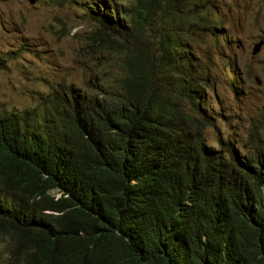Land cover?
I'll use <instances>...</instances> for the list:
<instances>
[{
    "label": "trees",
    "instance_id": "obj_1",
    "mask_svg": "<svg viewBox=\"0 0 264 264\" xmlns=\"http://www.w3.org/2000/svg\"><path fill=\"white\" fill-rule=\"evenodd\" d=\"M88 6L91 53L109 62L96 84L66 86L43 112L0 109V234L13 260L264 264V141L238 153L204 135L214 80L194 48L226 22L220 6Z\"/></svg>",
    "mask_w": 264,
    "mask_h": 264
},
{
    "label": "rangeland",
    "instance_id": "obj_2",
    "mask_svg": "<svg viewBox=\"0 0 264 264\" xmlns=\"http://www.w3.org/2000/svg\"><path fill=\"white\" fill-rule=\"evenodd\" d=\"M93 1L0 0V109L43 112L66 86L85 91L96 84L109 62L104 54L91 53ZM215 3L226 22L194 48L209 62L214 80L215 98L208 105L217 116L204 135L212 146L219 138L230 139L244 153L251 138L264 141V0ZM220 34L228 38L218 39ZM10 249L9 238L0 234V264H16Z\"/></svg>",
    "mask_w": 264,
    "mask_h": 264
},
{
    "label": "water",
    "instance_id": "obj_3",
    "mask_svg": "<svg viewBox=\"0 0 264 264\" xmlns=\"http://www.w3.org/2000/svg\"><path fill=\"white\" fill-rule=\"evenodd\" d=\"M261 46H262L261 43H259V44H257V45L255 46V49H254V51H253V55H256V54L260 51Z\"/></svg>",
    "mask_w": 264,
    "mask_h": 264
}]
</instances>
